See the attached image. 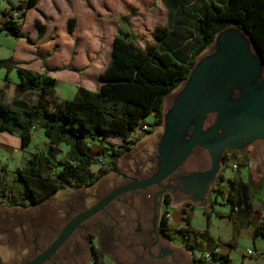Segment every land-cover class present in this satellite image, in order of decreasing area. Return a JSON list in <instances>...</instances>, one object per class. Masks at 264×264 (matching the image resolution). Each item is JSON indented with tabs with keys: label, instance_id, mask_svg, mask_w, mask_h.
<instances>
[{
	"label": "trees",
	"instance_id": "trees-1",
	"mask_svg": "<svg viewBox=\"0 0 264 264\" xmlns=\"http://www.w3.org/2000/svg\"><path fill=\"white\" fill-rule=\"evenodd\" d=\"M37 1L25 0L24 4L11 5L8 11H18L16 18H12L8 11L1 12L0 32L17 38L26 10ZM164 1L171 20L174 6L170 5V0ZM111 2L121 12H129L134 10L139 0ZM200 2V6L188 9L190 19L197 24L196 31L190 24L189 49L173 48L174 42L179 43L180 36L175 34L173 24L170 26L174 32L169 29L168 20L165 23L156 22L150 29V38L140 44L132 36L127 15L120 16V27L112 40L110 60L99 74L100 87L91 90L78 85L71 99H57L53 76L32 71L11 58H0V68L5 69L4 81L9 71L16 73L14 94L34 95L31 103L13 98L7 104L2 100L0 89V131L16 134L21 147H25L31 141V130L42 128L47 141L46 151L30 153L24 166L15 170L12 179H7L5 167L0 165V204L6 202L26 208L58 190L90 187L106 172L116 171L118 158L138 140L140 135L131 139L138 127L142 134H150L162 126L164 97L186 79L195 60L222 29L233 26L245 33L264 63V0ZM74 21L73 16L67 17V33L72 32ZM34 25L39 32L42 31L37 18ZM148 115L153 117L150 123L144 121ZM142 125L148 128L142 129ZM113 140L119 143L114 144ZM91 141L98 144L96 153L105 156V162L100 163L95 172L90 170L91 165L97 163V159L89 153ZM60 145L66 150L62 157H57ZM226 155L238 160L237 171L239 166L248 165V153L224 150L220 169L210 189L228 207L225 212L215 211L213 215L228 219L231 235L227 244L233 248L239 230L244 226L251 227L252 237L264 236V219L256 221L252 217L247 181L239 174L224 177ZM58 166L59 170L56 169ZM169 202L167 200L164 206L167 207ZM164 213L157 221L160 236L170 240L174 234L179 236L193 264H198L195 252L206 254L207 263L202 264H233L227 253L216 250L219 241L208 231L211 214L206 210L203 211L205 229L202 231L189 225L187 215L183 217L182 226L172 228ZM90 255L93 264H99L100 255L92 248Z\"/></svg>",
	"mask_w": 264,
	"mask_h": 264
},
{
	"label": "water",
	"instance_id": "water-1",
	"mask_svg": "<svg viewBox=\"0 0 264 264\" xmlns=\"http://www.w3.org/2000/svg\"><path fill=\"white\" fill-rule=\"evenodd\" d=\"M210 45L213 50L195 60L186 79L175 89L170 106L163 111L154 173L106 195L68 222L43 254L23 264H42L81 220L126 189L159 184L196 147L206 151L209 167L190 173L182 184L184 190L193 191V201H203L216 179L224 150L243 151L255 140L264 141V77L259 78L263 62L245 33L233 26L219 31ZM234 90L238 94L232 97ZM209 114L214 116L207 126Z\"/></svg>",
	"mask_w": 264,
	"mask_h": 264
},
{
	"label": "flooded vegetation",
	"instance_id": "flooded-vegetation-1",
	"mask_svg": "<svg viewBox=\"0 0 264 264\" xmlns=\"http://www.w3.org/2000/svg\"><path fill=\"white\" fill-rule=\"evenodd\" d=\"M262 77L264 63L259 78ZM237 94V90H234L232 97ZM213 116L207 115L205 125L211 124ZM257 143L264 145L263 140H255L247 146L252 145L254 148ZM132 151L134 147L121 156ZM135 151L133 156H129L131 161L112 171L113 176L109 181L79 191L69 199L62 219L51 231L48 229L35 231L32 228L28 232L20 231L18 234L13 231L15 219L13 216L0 218V264H23L35 259L47 250L59 232L73 218L97 204L109 193L149 178L155 171L156 153L154 157H150L141 144ZM201 151L206 152L200 147L194 148L181 166L159 184L129 188L117 194L95 213L81 220L42 264H87L85 253L91 258L90 248L113 264H179L177 248L173 247L172 240L160 236L157 221L167 200L184 203L193 201V191L184 190L182 180L192 172H202L208 168L203 166ZM192 163L196 165L194 168L191 167ZM163 188L164 192L159 194ZM210 189L203 201L194 202L198 204L207 202ZM29 223L32 225L31 220Z\"/></svg>",
	"mask_w": 264,
	"mask_h": 264
},
{
	"label": "rangeland",
	"instance_id": "rangeland-1",
	"mask_svg": "<svg viewBox=\"0 0 264 264\" xmlns=\"http://www.w3.org/2000/svg\"><path fill=\"white\" fill-rule=\"evenodd\" d=\"M58 1V0H57ZM51 2L49 0H46V2L40 3V9L41 10H47L48 7H50L51 10L56 11L55 8L59 10L58 15L55 17L60 18L61 22L64 20L68 14L74 15L76 18L78 16L79 20L83 19L80 15V12L78 11V8H75L74 10L71 9V12H67L71 8V6H76L77 3H81V5H84L90 9H92L93 15L99 16L100 14H104L107 16H111L113 13H116L117 15V25L120 27L119 18L122 15H127L129 20V27L132 33V36L134 40L137 43L143 44L150 38V29L156 22L165 23L168 19L167 17V7L165 6L163 0H139V3L134 6V10L129 12H121L116 6L113 5L111 0H60V2ZM64 1V2H63ZM65 3L64 10L66 14L61 15V6L60 4ZM1 4V3H0ZM69 4V5H68ZM36 12V9H27V12L23 18V24L25 27V34L27 35L30 31V28L32 27V19L31 14ZM45 12V11H44ZM37 13V12H36ZM128 13V14H127ZM77 18V19H78ZM190 24L192 26V29L196 31V22L193 20H190ZM100 26V25H99ZM101 24V28H102ZM112 27V26H111ZM92 34V33H91ZM98 38V48L97 52H100L102 54V59L105 61L107 60V42H106V36L103 32V29L101 32L97 35V33L94 32L93 38ZM95 38V39H96ZM90 39V37H87V40ZM89 49V47H85V49ZM2 50L8 51L7 46H0V52ZM213 50V48L208 46L206 50L202 53L207 54L210 53ZM1 54V53H0ZM101 56V55H100ZM2 75H0V84L2 82ZM12 80H15V72H12ZM66 84L58 83L55 90L56 91H70L67 89ZM175 90L168 94L163 99V110L165 111L171 104V100L173 97ZM12 92H9V90L5 89V93L3 95V102L10 103V100H12L11 96ZM57 99L61 98L60 95L57 93ZM68 98V97H67ZM23 99L28 101V103H31L34 99L33 93H26L23 96ZM153 120L152 116H146L144 117V121L146 123H150ZM148 128V126H147ZM162 131V126L160 128H155L152 133L148 134H142L140 131V128L138 127L135 131V133L131 136L133 139L134 137L139 136L138 140L135 144H130V148L134 147V151L130 152L128 155L120 156L117 160V167H123L126 162L131 161L129 160V156H133L134 152H136V147L138 145H142L146 149V152L149 153L150 157H154L156 153V142L160 136V133ZM3 141L0 140V165H4L6 170L7 179H12L14 176L15 170L17 168H21L24 166L26 159L32 152H45L47 141L43 134L42 128H36L31 130V141L30 143L25 147H19L18 145L15 146V150L12 148L13 145H10V150H5L2 146ZM114 144L119 143L118 140H113ZM90 151L89 153L94 156L97 159V163L91 165L90 170L92 172H95L99 166L100 163L105 162V156L104 155H98L96 153V149L98 147L97 142L91 141L90 142ZM59 152H57V157H62L64 151L66 150V147L63 145H60L58 148ZM246 152L248 153V165L246 167L239 166L237 171L235 169L237 168V162L238 160L232 158L230 155H226L224 157V171L223 175L224 177H232L234 174H239L244 181H247L249 184V194L251 198V202H264V145L261 143L255 144L254 148L252 145H249L246 147ZM244 150V151H245ZM201 158L203 166L206 168L209 167V159L206 152L201 151ZM235 165V166H234ZM196 165L192 163L191 167H195ZM221 166V164H220ZM56 169H60V166H58ZM113 176V172L109 171L103 177L97 181L92 186L87 187H68L67 189L58 190L48 196V198L44 201H41L37 204H33L26 208H21L17 206H11L6 204V202H3L0 204V218H5L7 216H13L14 219V228L13 231L18 233L20 231L28 232L33 228L35 231H41L43 229L52 230V228L55 227L56 223L59 222L62 219V216L64 214L65 206L69 199L74 197L79 191L82 190H88L92 187H95L99 185L101 182H104L106 180H110V178ZM190 208L188 209V212L192 210V213L189 218V225L197 230H204L205 229V216L203 214L204 210H214L217 211H226L227 205L224 203L223 199L215 194H213L212 191H210V196L207 202L200 205L194 201L189 202ZM31 220L32 225L29 223ZM185 224V222H184ZM229 222L224 217H218V216H212L209 221L208 231L210 234L213 235L215 238H221L226 239L228 235V229H229ZM7 227V226H6ZM21 227V228H20ZM4 228V227H3ZM10 230V229H9ZM12 230V229H11ZM8 231V229H6ZM172 245L174 248H177L179 252V264H192L189 258L188 252L183 248L182 243L180 241V237L174 234L172 239ZM4 246L2 247V250H4ZM223 249V244L220 242L218 243L217 250L220 252ZM194 257L197 259L198 264L207 263V256L206 254H201L199 252L194 253ZM85 258L88 260L87 264H93L92 258L89 257L88 253H85ZM99 264H113L108 259L99 256Z\"/></svg>",
	"mask_w": 264,
	"mask_h": 264
},
{
	"label": "crops",
	"instance_id": "crops-1",
	"mask_svg": "<svg viewBox=\"0 0 264 264\" xmlns=\"http://www.w3.org/2000/svg\"><path fill=\"white\" fill-rule=\"evenodd\" d=\"M49 1L56 2L57 0ZM24 2L25 0H0V15L1 12L8 11L11 5H16L18 3L24 4ZM43 2H46V0H38L37 3L30 8L36 9L37 13L34 12L31 14L33 24L27 35L25 34L23 21L20 35L17 38L0 32V46H7L8 50H2V52H0V58H11L20 63L23 67L35 72H46L56 79L55 88L58 83L68 85L67 89L70 91L58 92L55 90V95L58 93L61 97L59 100L73 98L76 86L78 85L91 90H97L101 85L99 74L110 60L112 40L119 29L116 13H113L111 16L104 14H100L99 16L93 15L92 9L86 7L85 4L81 5V3L76 2L77 5H74V8L71 6L67 12H71V9L74 10L78 8L80 15H84L82 18L85 20H79L78 16L75 18L74 15L70 13L61 22V20H59L60 18H58L59 10L57 8H55L56 11H53L48 7L47 10H44L45 12L40 9L41 5L39 4ZM57 2H60V0ZM163 2L166 4L164 0ZM170 2V5L174 6V10L172 11V19H167L169 21L167 25L172 31L170 25L173 24V27L176 29L175 34L180 36L179 43L174 42L172 46L175 49L178 47L189 49V42L191 41V36L189 34L191 33V14L188 9L193 6H200L201 2L200 0H170ZM60 6L62 10L61 15H64V13L66 14L64 10L65 3L60 4ZM54 14L58 15L57 18ZM167 14L168 17V10ZM69 16L75 18L71 33H67L66 30V19ZM35 18L39 20L41 32H39L34 25ZM101 24L103 25L102 28ZM102 29L107 42V60L105 61L102 59V54L97 52L99 46L98 38H93L94 32L98 35ZM87 37H90V39L87 40ZM85 47H89V49L86 48L84 50ZM12 72L15 71L11 70L6 74V81H4L2 77L0 89L3 95L5 89H7L9 92H12L10 96L12 99L24 100L23 96L26 93L14 94L13 85L17 81V76L15 73V80H12ZM4 74L5 69L0 68V75L4 76ZM0 140L3 141L2 146L5 150H10V145L14 146L12 148L13 150H15V146L17 145L21 148L20 139L16 134L0 131ZM190 207L189 203L170 201L167 207L164 206L162 208V212L165 211L169 214V218L167 219L168 222L172 228H177L183 225V217L185 215L190 218L192 213V210L188 212ZM206 211L211 214V218L213 213L217 210L212 208L211 211L210 209ZM262 211H264V202L252 203L253 219H256V221L264 219V217H259ZM228 226L227 238L225 240L216 238L219 241L218 243L221 242L223 244V249L220 253H227L233 264H261L260 258L264 256V236L259 235L252 237L251 227L244 226L239 230L238 236L234 241V247L230 248L229 244H227L231 235L230 223ZM217 248L218 244L216 250ZM247 250L251 252L247 253Z\"/></svg>",
	"mask_w": 264,
	"mask_h": 264
},
{
	"label": "built area",
	"instance_id": "built-area-1",
	"mask_svg": "<svg viewBox=\"0 0 264 264\" xmlns=\"http://www.w3.org/2000/svg\"><path fill=\"white\" fill-rule=\"evenodd\" d=\"M9 13H10V15L12 16V18H16L17 16H18V11H16V10H10V11H8ZM3 19V16L2 15H0V20H2ZM142 129H147V126L146 125H142V127H141ZM235 166V165H234ZM164 217L166 218V219H168L169 218V214L167 213V212H165L164 213ZM259 217H264V211H262L260 214H259ZM251 251L250 250H247V253H250ZM260 262H261V264H264V256H261V258H260Z\"/></svg>",
	"mask_w": 264,
	"mask_h": 264
}]
</instances>
